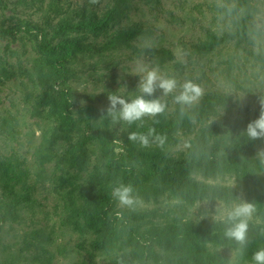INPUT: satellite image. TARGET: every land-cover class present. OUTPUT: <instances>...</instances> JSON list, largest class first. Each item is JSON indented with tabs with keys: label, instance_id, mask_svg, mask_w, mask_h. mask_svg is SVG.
Instances as JSON below:
<instances>
[{
	"label": "rangeland",
	"instance_id": "obj_1",
	"mask_svg": "<svg viewBox=\"0 0 264 264\" xmlns=\"http://www.w3.org/2000/svg\"><path fill=\"white\" fill-rule=\"evenodd\" d=\"M60 1L63 9L55 13L49 11L52 0H0V28L11 31L9 34L0 31V160L9 167V184L0 183L2 264H105L120 253L118 249L94 248L93 242L99 231L107 227L88 228L86 219L74 209L88 207L80 191L98 186L95 175L103 182L109 164L115 165L117 174V179L111 184H128L126 178L133 172L130 147L120 138L115 140L109 158L103 156L100 139H87L84 147L78 148L79 153L86 156L87 163L84 165L81 161L72 160L71 143L79 144L80 131L94 134L96 127L89 119L88 111L80 110L90 104L87 94H105L97 102V108L101 118L109 117L106 114L109 105L106 93L112 91V94L127 99L139 95L137 69L146 65L174 77L178 85L185 81L198 84L202 95L215 91L231 95L234 104L221 106L215 118L222 125H231V128L242 108L260 106V97L264 96L263 61L253 55V52L264 54V0H250L254 7L248 18H245L241 0H160V3L145 0ZM84 7L87 12L95 10L100 17L112 9L116 10V17L108 30L92 35L90 39L99 43L116 39L117 43L111 50L79 56L76 60L78 73L71 80L76 102L71 109L83 119L80 130L68 132L59 127L55 121L57 118L49 116V103L42 104V97L49 94L42 85L43 75L36 65L43 63L49 73L53 68L42 62L43 58L50 59V56L39 49V41L45 39L36 28L47 26L49 12L52 22L57 23L64 17V12ZM136 24L145 33L127 38L125 33ZM242 27L246 28L247 39H239V36L229 38L212 51L197 48V44L209 39L210 30L224 35L225 32H237ZM161 49L170 50L172 56L157 52ZM92 64L95 68L91 67ZM60 88L57 86V92L53 93L56 104L62 100ZM179 91L178 87L177 93ZM175 94L165 97L158 89L155 98L168 99L172 110ZM81 101L86 103L82 106ZM51 136L56 137V147L51 151L52 159H48L49 155L41 150ZM189 137L183 136L182 143L172 150L186 148ZM62 155L61 160L56 157ZM62 174L66 180L61 178ZM205 180L230 185L237 191L236 200L231 203L218 200L191 204L185 198L168 192L159 200L145 201L134 190L138 199L132 208L157 209V219L164 221L169 210L173 216H180L185 211L183 219L187 222L204 217L223 219L236 204L251 203L234 176ZM24 196H29V199L23 201ZM116 204L117 208H126L118 201ZM249 221L251 225H264V220L254 213ZM260 244L264 248V242L260 241ZM208 246L230 264H253V256L232 241L225 245L210 242ZM149 264L167 263L151 260Z\"/></svg>",
	"mask_w": 264,
	"mask_h": 264
},
{
	"label": "trees",
	"instance_id": "obj_2",
	"mask_svg": "<svg viewBox=\"0 0 264 264\" xmlns=\"http://www.w3.org/2000/svg\"><path fill=\"white\" fill-rule=\"evenodd\" d=\"M145 1L160 3V0ZM241 3L245 7V18H248L254 6L250 0H241ZM62 9L60 0H52L50 12L60 13ZM86 9L84 7L64 12V17L57 23L52 22L49 12L46 18L47 26L36 28L45 39L39 41V49L44 55L50 56V59L43 58L42 62L50 64L53 68L49 73L44 69L43 63L36 65L38 72L43 75H40L42 85L47 88L49 94L42 97V104L49 103V116L57 118L55 121L59 127L68 132L80 130L83 119L71 109L76 102V92L71 81L78 73L75 67L76 60L79 56L97 54L104 49L111 50L117 43L116 39H109L104 43L90 39L92 35L97 36L108 30L116 17L114 14L116 10L112 9L104 17H100L95 10L87 12ZM0 31L4 34L11 33L7 28H0ZM142 33H145V30L136 24L125 34L127 38H133ZM208 36V40L197 44L198 49L212 51L229 38L236 36H239V39L248 38L245 27L237 32H225L224 35L210 30ZM121 41L124 42L123 39ZM157 52L172 56L170 50L161 49ZM253 55L262 60L264 65V54L253 52ZM91 67L95 68L94 64ZM44 71L48 73L45 75ZM57 86L61 87L62 93L59 104L53 101V93L57 92ZM112 93L110 91L106 95ZM156 95L157 91L150 98H155ZM104 96L105 94H87L90 104L80 108L88 111L89 119L96 127L93 129L94 134L80 131L79 144L71 143L70 155L74 162L81 161L84 165L87 163L86 156L83 157L78 151L79 147H84L87 139H100L103 142L105 158H109L113 153L115 140L124 139L130 147L129 156L133 169L126 181L143 200H159L171 192L185 198L191 204L196 201L218 200L231 203L237 198V191L234 188L219 182L206 181L205 178L232 175L238 185L246 191L249 201L254 206V214L264 220V161L257 156L259 148L264 146V138L250 140L243 134L247 125L259 117L260 106L242 108L240 116L236 118L231 128V125H222L215 118L221 106L230 107L234 104L232 96L217 91L207 92L183 113L180 105L174 102V107L170 110L171 102L168 99L163 101L167 104L166 111L154 118L145 117L143 127H138L141 123L139 121L129 126L124 122L114 124L111 117L101 118L97 102ZM149 127L155 128L158 135L166 137L162 146L154 139L147 147H141L129 140V132H146ZM183 136H190L188 146L172 150V147L182 143ZM45 146L41 152L49 155L48 159H52L53 155L50 154L56 147V137L51 136ZM56 157L61 160L64 155ZM115 168V165L109 164L104 175L105 182H100L101 179L98 180V175H95L94 179L98 186L93 185L80 191L88 207L80 210L76 209L78 207L74 208L78 215L86 219L88 228L99 225L107 227L106 230L99 231L93 247L103 250L118 249L120 253L105 264H149L151 260L165 261L167 264H230L226 258L210 250L208 246L210 242L225 245L232 241L238 244L224 236L225 228L228 226L225 223L226 217L223 219L204 217L185 222L183 219L185 211L180 216L178 214L173 216L169 210L168 218L164 221L162 218L157 219V209L117 208V201L111 196V190L116 186L114 183L111 184L117 179ZM8 175V164L0 160V177L3 178L0 183L8 185ZM61 178L66 180L64 174ZM28 199L29 196H24L23 201ZM247 237V244L240 246L253 256L255 251L262 248L260 241L264 242V225L258 226L257 223L251 225L248 221ZM42 250L47 252L45 248Z\"/></svg>",
	"mask_w": 264,
	"mask_h": 264
},
{
	"label": "clouds",
	"instance_id": "obj_3",
	"mask_svg": "<svg viewBox=\"0 0 264 264\" xmlns=\"http://www.w3.org/2000/svg\"><path fill=\"white\" fill-rule=\"evenodd\" d=\"M91 2L96 3V0H91ZM137 74L140 77L137 85L139 95L131 99L116 94L108 95L109 105L106 114L111 117L114 124L124 122L131 126L139 121L141 123L138 127H143L142 122L145 117L154 118L162 115L167 108L166 102H163L159 97L150 98L158 89L162 90V95L165 97L176 93L173 99L176 104L180 105L181 113L187 107L197 103L202 95V89L198 84L185 81L182 85H178L174 77L164 75L154 67L141 65L137 69ZM178 87L180 91L177 93ZM85 103V101H81L82 106ZM259 103L261 108L259 117L251 121L243 132L250 140L264 138V96L260 97ZM128 138L141 147L149 146L152 139L162 146L166 139V137L158 135L155 128L152 127H149L146 132H129ZM257 156L264 161V149L259 150ZM111 196L118 201L119 205L126 207H133L138 199L133 186L124 183L114 186ZM254 211V206L249 202H241L228 210L225 219L228 226L225 228L224 236L229 240L236 241L242 247L245 246L248 242V221ZM252 260L253 264H264V248L255 251Z\"/></svg>",
	"mask_w": 264,
	"mask_h": 264
}]
</instances>
